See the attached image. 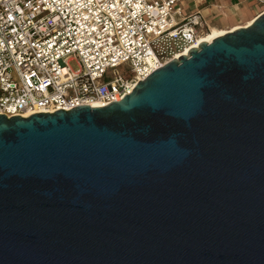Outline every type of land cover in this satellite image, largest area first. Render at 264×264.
<instances>
[{
  "label": "water",
  "instance_id": "1",
  "mask_svg": "<svg viewBox=\"0 0 264 264\" xmlns=\"http://www.w3.org/2000/svg\"><path fill=\"white\" fill-rule=\"evenodd\" d=\"M0 264H264V13L120 101L0 114Z\"/></svg>",
  "mask_w": 264,
  "mask_h": 264
},
{
  "label": "built area",
  "instance_id": "2",
  "mask_svg": "<svg viewBox=\"0 0 264 264\" xmlns=\"http://www.w3.org/2000/svg\"><path fill=\"white\" fill-rule=\"evenodd\" d=\"M179 2L0 0V114L120 101L208 32L202 15H184Z\"/></svg>",
  "mask_w": 264,
  "mask_h": 264
},
{
  "label": "crops",
  "instance_id": "3",
  "mask_svg": "<svg viewBox=\"0 0 264 264\" xmlns=\"http://www.w3.org/2000/svg\"><path fill=\"white\" fill-rule=\"evenodd\" d=\"M184 15L199 12L208 28L231 30L243 26L264 11L255 0H180Z\"/></svg>",
  "mask_w": 264,
  "mask_h": 264
},
{
  "label": "bare ground",
  "instance_id": "4",
  "mask_svg": "<svg viewBox=\"0 0 264 264\" xmlns=\"http://www.w3.org/2000/svg\"><path fill=\"white\" fill-rule=\"evenodd\" d=\"M252 21V20H251ZM250 21V22H251ZM249 22V23H250ZM247 23V24H249ZM246 24V25H247ZM239 27V26H238ZM237 27H233L231 30H224V29H217V28H209L208 32H205L203 35L200 36L199 42H211V39L219 34L232 31L233 29H236Z\"/></svg>",
  "mask_w": 264,
  "mask_h": 264
},
{
  "label": "rangeland",
  "instance_id": "5",
  "mask_svg": "<svg viewBox=\"0 0 264 264\" xmlns=\"http://www.w3.org/2000/svg\"><path fill=\"white\" fill-rule=\"evenodd\" d=\"M70 65L72 66L73 69L78 68V65H77V63H76L75 60H72V61L70 62Z\"/></svg>",
  "mask_w": 264,
  "mask_h": 264
}]
</instances>
